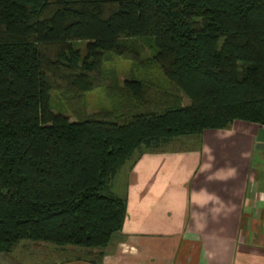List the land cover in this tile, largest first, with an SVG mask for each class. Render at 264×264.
Returning a JSON list of instances; mask_svg holds the SVG:
<instances>
[{
	"label": "trees",
	"instance_id": "trees-1",
	"mask_svg": "<svg viewBox=\"0 0 264 264\" xmlns=\"http://www.w3.org/2000/svg\"><path fill=\"white\" fill-rule=\"evenodd\" d=\"M138 38L166 86H105L104 54L139 63L122 42ZM101 87L119 101L88 113ZM238 120L264 125V0H0V253L31 240L102 256L126 216L109 185L134 151Z\"/></svg>",
	"mask_w": 264,
	"mask_h": 264
},
{
	"label": "crops",
	"instance_id": "crops-1",
	"mask_svg": "<svg viewBox=\"0 0 264 264\" xmlns=\"http://www.w3.org/2000/svg\"><path fill=\"white\" fill-rule=\"evenodd\" d=\"M193 135V146L142 150L112 178L126 216L102 256L35 243L40 256L57 255L44 264H264V125ZM5 255L0 264H16Z\"/></svg>",
	"mask_w": 264,
	"mask_h": 264
},
{
	"label": "rangeland",
	"instance_id": "rangeland-1",
	"mask_svg": "<svg viewBox=\"0 0 264 264\" xmlns=\"http://www.w3.org/2000/svg\"><path fill=\"white\" fill-rule=\"evenodd\" d=\"M123 43H125L126 46L132 48L138 53V58L140 60L139 63L132 60H126L123 59L115 54L112 53H105L103 56V62L101 66V70L103 72V81L105 83V86L110 85H122V82L124 79L129 77H135L143 80L144 82H150L157 88L165 87L166 82L165 78L160 71L158 65L154 62L153 56L155 54V46L152 40L150 39H123ZM85 42L84 41H76L73 43L74 48H77L79 50H82L84 47ZM112 93V92H110ZM113 99L109 98L107 95V92L104 87L96 88L92 91H89L86 93L84 97V105L86 108V111L88 113L97 112L99 110H110L114 108L117 104V98L116 93H113ZM115 96V97H114ZM50 98H51V107L56 112H62L65 114H68L63 100H62V93L54 90L50 92ZM184 104H186L188 101L186 98L183 100ZM190 137H196L194 135H183L178 136L177 138L173 139L170 143H167L166 146L163 148L171 149V148H186L188 146H193L196 141L194 138ZM184 139H187L188 142H183ZM145 147L141 145L138 147L133 155L129 159H134L136 156L139 155V153L144 150ZM146 150V149H145ZM128 160L125 161L127 163ZM124 165L126 166V164ZM125 166L120 167V170L117 171L116 175L114 176L113 181H119L121 180V170L123 171L125 169ZM111 190H116L114 187ZM31 240H22L19 243L15 244L12 248V250L8 253H5V259H13L16 264H44L47 261L45 260H51L57 255H49V256H40L39 252H35L38 247H35V243ZM46 246L42 249L45 252H48L51 254L53 251V247L56 245L51 243H45ZM66 246V245H65ZM73 246V245H70ZM63 247V246H58ZM79 247V246H74ZM84 248V247H81ZM77 248H75L76 250ZM86 249V248H84ZM104 249V248H103ZM74 250V251H75ZM87 250V249H86ZM89 250V249H88ZM80 251L77 250V253L82 254ZM91 251V250H90ZM36 254V256H32L31 253ZM39 255V256H38ZM66 255V254H65ZM84 255H87L86 252ZM92 256V255H91ZM15 258V259H14Z\"/></svg>",
	"mask_w": 264,
	"mask_h": 264
}]
</instances>
